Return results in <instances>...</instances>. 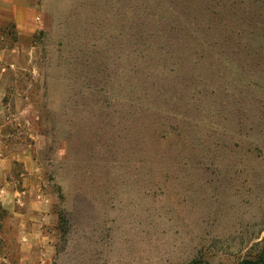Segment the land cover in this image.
<instances>
[{
	"label": "rangeland",
	"instance_id": "obj_1",
	"mask_svg": "<svg viewBox=\"0 0 264 264\" xmlns=\"http://www.w3.org/2000/svg\"><path fill=\"white\" fill-rule=\"evenodd\" d=\"M35 1L0 15V264L264 255V0Z\"/></svg>",
	"mask_w": 264,
	"mask_h": 264
},
{
	"label": "crops",
	"instance_id": "obj_2",
	"mask_svg": "<svg viewBox=\"0 0 264 264\" xmlns=\"http://www.w3.org/2000/svg\"><path fill=\"white\" fill-rule=\"evenodd\" d=\"M21 3V4H18ZM37 4L35 0H0V15H4V13H11L14 17H16L18 32H21L23 29L22 23L19 21V16L23 13L26 15H30L34 11V7ZM24 7V8H23ZM19 8V13L17 12ZM23 8L22 12L20 10ZM25 28V27H24ZM9 208V207H8Z\"/></svg>",
	"mask_w": 264,
	"mask_h": 264
},
{
	"label": "trees",
	"instance_id": "obj_3",
	"mask_svg": "<svg viewBox=\"0 0 264 264\" xmlns=\"http://www.w3.org/2000/svg\"><path fill=\"white\" fill-rule=\"evenodd\" d=\"M247 1H249L248 2V4L251 2L250 0H247ZM236 2V1H235ZM232 3H234V2H232ZM231 3V4H232ZM235 4V3H234ZM222 14V13H221ZM259 15V14H258ZM253 17H254V19H256V16H254V14H252V15H249V14H247V13H243L242 15H240L239 14V18H240V24H243L245 21H248V22H250V21H252L251 19H253ZM261 19H264V15H260V18L259 19H257L256 20V22H258V21H261ZM221 25L223 26V24L221 23ZM221 28V27H220ZM243 29V31L244 30H246V27H243L242 28ZM215 31V30H214ZM249 33H252V30H251V32H249ZM260 33V32H259ZM263 33V31H261V34ZM254 263H264V255H262V254H259V255H257V257L255 258V259H246L245 260V264H254ZM189 264H206L205 262H203L202 260H200V259H193Z\"/></svg>",
	"mask_w": 264,
	"mask_h": 264
}]
</instances>
